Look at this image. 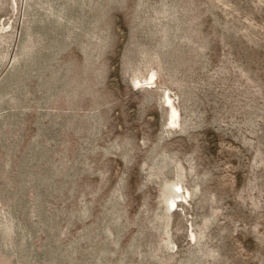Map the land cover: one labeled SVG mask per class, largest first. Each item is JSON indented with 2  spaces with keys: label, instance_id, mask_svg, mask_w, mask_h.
Segmentation results:
<instances>
[{
  "label": "rangeland",
  "instance_id": "rangeland-1",
  "mask_svg": "<svg viewBox=\"0 0 264 264\" xmlns=\"http://www.w3.org/2000/svg\"><path fill=\"white\" fill-rule=\"evenodd\" d=\"M0 264H264V0H0Z\"/></svg>",
  "mask_w": 264,
  "mask_h": 264
},
{
  "label": "bare ground",
  "instance_id": "bare-ground-1",
  "mask_svg": "<svg viewBox=\"0 0 264 264\" xmlns=\"http://www.w3.org/2000/svg\"><path fill=\"white\" fill-rule=\"evenodd\" d=\"M154 76L151 77V80H153ZM137 84L141 85V82L138 81ZM166 101L168 103V107H166V108L168 109V112H169V124L172 123L173 125H175L176 122L179 120V117H180L179 113H178L174 103L171 101V98L169 96L167 97ZM176 189L178 190V193H179V192H181L182 187L178 185V186H176ZM182 194H183V192H182ZM177 197H181V195L175 194L173 197H170V199H168L167 204H168L169 208L175 207V205L178 202L176 199Z\"/></svg>",
  "mask_w": 264,
  "mask_h": 264
}]
</instances>
